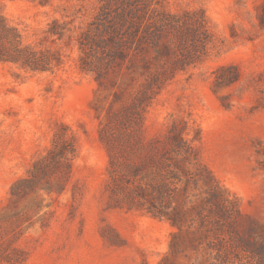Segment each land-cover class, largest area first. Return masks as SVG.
Listing matches in <instances>:
<instances>
[{
  "label": "rangeland",
  "instance_id": "rangeland-1",
  "mask_svg": "<svg viewBox=\"0 0 264 264\" xmlns=\"http://www.w3.org/2000/svg\"><path fill=\"white\" fill-rule=\"evenodd\" d=\"M134 2L143 25L195 13L205 47L171 27L151 26L152 40L116 36L121 0H0L26 44L63 60L47 72L0 61V225L21 230L8 250L20 260L0 264H264V0ZM155 61L164 75L153 96L144 63ZM102 131L117 149L139 140L159 151L180 134L188 150L169 216L110 205ZM57 134L75 146L72 175L10 200Z\"/></svg>",
  "mask_w": 264,
  "mask_h": 264
},
{
  "label": "trees",
  "instance_id": "trees-1",
  "mask_svg": "<svg viewBox=\"0 0 264 264\" xmlns=\"http://www.w3.org/2000/svg\"><path fill=\"white\" fill-rule=\"evenodd\" d=\"M134 0H121V10L116 12L111 29L117 36L125 34L128 39L152 40L150 27L166 29L171 27L177 30L180 41L191 38L196 45L205 47L207 42V30L205 29L204 19L195 17V13H186L185 17L168 16L167 18H157L149 22L145 21V15H136L131 9ZM136 19V20H132ZM144 28L142 29V27ZM126 28V29H125ZM129 28V29H128ZM104 30L105 26H104ZM52 34H58L51 30ZM110 41L117 47L120 45L110 37ZM121 42V41H120ZM182 42V41H181ZM195 46V45H194ZM166 50L171 52L168 46ZM197 46L194 53L190 56L183 55L172 62L173 72L177 69H185L194 63L193 57L199 52ZM120 52V55H123ZM192 56V57H191ZM199 56V55H198ZM162 50L155 56L157 61L162 60ZM176 57V56H175ZM0 61L13 63L21 68L32 72L54 71L55 67H60L63 63L61 57L48 50H38L30 44H26L19 29L11 25L9 21L0 13ZM154 63V67L148 62L144 63V74L147 82L144 86L154 91L153 96L158 92L155 87L160 89L163 81V71L159 65ZM91 67H83L84 70L92 71ZM150 97V98H153ZM101 139L106 143L110 156V205L114 207H126L127 209H146L156 217L162 218L169 216L168 210L171 207L174 192L178 191L182 182L180 177V165L178 157L187 153L188 147L182 140L179 133L173 132L163 142L162 151L156 150L153 144L144 146L139 140L134 144L126 141V144L115 145L113 134L101 132ZM154 143V142H153ZM75 156V146L73 142L64 137L55 135L53 147L47 155L38 159L29 171V177L17 180L10 189V200L17 201L28 194L26 188H35L37 182L43 178L49 179L54 175L58 179L70 177L73 171L72 160ZM17 215V214H16ZM4 217H6L4 215ZM19 220V216L16 217ZM16 228L4 227L0 225V256L3 260H20L18 257L11 258L8 250L18 238L20 231ZM15 251H18L14 248Z\"/></svg>",
  "mask_w": 264,
  "mask_h": 264
}]
</instances>
